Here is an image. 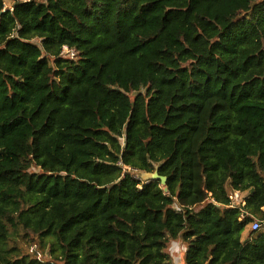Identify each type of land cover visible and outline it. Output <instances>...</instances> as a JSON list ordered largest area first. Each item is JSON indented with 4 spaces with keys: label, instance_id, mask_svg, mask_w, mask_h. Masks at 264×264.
<instances>
[{
    "label": "trees",
    "instance_id": "16d2710c",
    "mask_svg": "<svg viewBox=\"0 0 264 264\" xmlns=\"http://www.w3.org/2000/svg\"><path fill=\"white\" fill-rule=\"evenodd\" d=\"M253 219L264 0H0V264H264Z\"/></svg>",
    "mask_w": 264,
    "mask_h": 264
},
{
    "label": "built area",
    "instance_id": "2783aa9c",
    "mask_svg": "<svg viewBox=\"0 0 264 264\" xmlns=\"http://www.w3.org/2000/svg\"><path fill=\"white\" fill-rule=\"evenodd\" d=\"M60 54L64 57L71 58V59H73L75 57L74 50L69 49L67 46H62ZM229 200H230V203H229L228 207L239 208L242 215L247 216L246 211L243 210L244 206H245V201L242 197V194L239 191H232L229 194ZM248 227H249L250 231H252V232H257V231H263L264 232V220L253 219L248 224Z\"/></svg>",
    "mask_w": 264,
    "mask_h": 264
},
{
    "label": "rangeland",
    "instance_id": "374dc122",
    "mask_svg": "<svg viewBox=\"0 0 264 264\" xmlns=\"http://www.w3.org/2000/svg\"><path fill=\"white\" fill-rule=\"evenodd\" d=\"M3 1H4L5 8H10L15 0H3ZM148 176L149 175L147 173H143V174L141 173L140 179L146 180V178H148ZM249 230L250 229L247 226L246 232ZM21 244H23L22 241H21ZM23 246L24 247L31 246V248H32L33 244L28 242V243L23 244ZM185 248L186 247L183 244H180L179 242H172V243L168 244L167 253L171 256L173 264H183L182 256H183V253L185 252Z\"/></svg>",
    "mask_w": 264,
    "mask_h": 264
},
{
    "label": "water",
    "instance_id": "95a60500",
    "mask_svg": "<svg viewBox=\"0 0 264 264\" xmlns=\"http://www.w3.org/2000/svg\"><path fill=\"white\" fill-rule=\"evenodd\" d=\"M148 178H146V180H152V179H159L161 181L162 184L165 183L166 179L164 177H160L158 176L157 172H153L151 174H148Z\"/></svg>",
    "mask_w": 264,
    "mask_h": 264
}]
</instances>
